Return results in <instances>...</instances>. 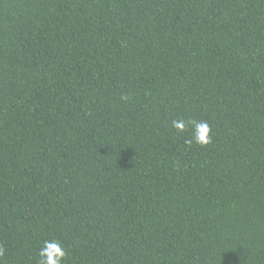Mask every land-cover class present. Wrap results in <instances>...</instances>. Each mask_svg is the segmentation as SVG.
<instances>
[{"label": "trees", "instance_id": "obj_1", "mask_svg": "<svg viewBox=\"0 0 264 264\" xmlns=\"http://www.w3.org/2000/svg\"><path fill=\"white\" fill-rule=\"evenodd\" d=\"M49 243L264 264V0H0V264Z\"/></svg>", "mask_w": 264, "mask_h": 264}, {"label": "clouds", "instance_id": "obj_2", "mask_svg": "<svg viewBox=\"0 0 264 264\" xmlns=\"http://www.w3.org/2000/svg\"><path fill=\"white\" fill-rule=\"evenodd\" d=\"M195 123V122H194ZM173 126L177 129L183 130L184 124L183 122L173 121ZM197 128V136L196 142L200 144L209 143L208 134L210 132V128L207 123H196ZM2 253V250H0ZM57 257L55 260L53 259V255ZM41 257L40 264H61L65 253L62 251L61 247L55 244H47L46 249H42L39 253Z\"/></svg>", "mask_w": 264, "mask_h": 264}]
</instances>
